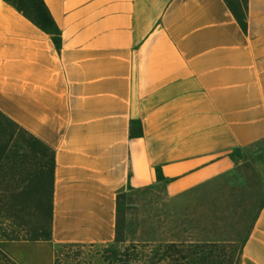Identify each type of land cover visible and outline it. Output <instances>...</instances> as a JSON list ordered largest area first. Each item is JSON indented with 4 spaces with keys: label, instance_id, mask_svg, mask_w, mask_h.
I'll list each match as a JSON object with an SVG mask.
<instances>
[{
    "label": "crops",
    "instance_id": "1",
    "mask_svg": "<svg viewBox=\"0 0 264 264\" xmlns=\"http://www.w3.org/2000/svg\"><path fill=\"white\" fill-rule=\"evenodd\" d=\"M42 1L53 32L0 0V113L54 152L52 246L226 178L262 195L240 264H264V0Z\"/></svg>",
    "mask_w": 264,
    "mask_h": 264
},
{
    "label": "rangeland",
    "instance_id": "2",
    "mask_svg": "<svg viewBox=\"0 0 264 264\" xmlns=\"http://www.w3.org/2000/svg\"><path fill=\"white\" fill-rule=\"evenodd\" d=\"M23 1L25 10L33 16L32 0ZM29 138L12 121L0 118V168L8 156L16 159L18 152L25 151V142L30 141ZM30 172L22 176L31 180L16 187V203L19 205L25 204L23 195L27 190L37 191L32 179L41 175L47 184L50 180L49 172ZM3 181V187L7 186L8 174ZM235 181L224 178L177 198L166 196L161 184L140 192L125 193L118 208L120 236L108 245L54 248L51 242L8 243L5 237L10 223L0 218V264H120L126 250L132 251L135 247L152 260L169 244L191 246L210 243L215 244L218 251H224L225 264H230L231 259L232 264H240L241 248L255 215L252 208L262 201V195L250 194L251 189L241 184L236 186ZM250 186L258 190V181L252 179ZM41 189L45 191L44 187ZM42 224L43 231H49L47 217ZM217 256H221L219 252Z\"/></svg>",
    "mask_w": 264,
    "mask_h": 264
},
{
    "label": "trees",
    "instance_id": "3",
    "mask_svg": "<svg viewBox=\"0 0 264 264\" xmlns=\"http://www.w3.org/2000/svg\"><path fill=\"white\" fill-rule=\"evenodd\" d=\"M5 1L17 8L36 25L49 32L55 31V25L42 0L31 1V5H33L32 10L35 12L33 16L25 10L23 0H18L15 3H12L10 0ZM0 118L8 119L2 113H0ZM14 125L17 126L15 123ZM23 131L31 137L29 138L30 141L25 142L27 144L24 146L25 151L18 152L19 154L16 159L8 156L9 154L11 155L9 153L3 166L0 168V218H4L10 223L9 232L5 238L8 243L35 244L51 242L54 152L30 133L25 130ZM30 143H33V145H30ZM31 170H40V174L49 172L51 174L50 180L47 184L43 181L41 175L36 177V179H32L34 182L32 185L34 189L35 186L37 187V191L32 189L27 190L23 195L25 204L19 205L16 203V197L18 196L16 187L24 185L27 180H31L30 177L25 179L22 176V174H31ZM5 174H8V182L7 186L3 187ZM41 187L45 188L44 192ZM124 194H120L118 197V208L119 200ZM44 217H47L49 220V231L47 232L43 231L42 222ZM119 236L120 224L118 216L115 240ZM61 247L72 248L75 246ZM217 251V246L211 243L192 244L191 246L169 244L164 249H161L152 260H149L135 247L132 248V251L126 250L120 258V264H225L224 251H218L221 255L219 257L217 256ZM230 264H232V259Z\"/></svg>",
    "mask_w": 264,
    "mask_h": 264
}]
</instances>
